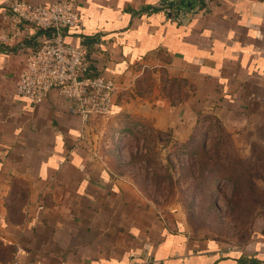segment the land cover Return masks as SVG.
<instances>
[{
    "label": "crops",
    "instance_id": "0c3cea01",
    "mask_svg": "<svg viewBox=\"0 0 264 264\" xmlns=\"http://www.w3.org/2000/svg\"><path fill=\"white\" fill-rule=\"evenodd\" d=\"M75 2L82 24L65 40L85 47L94 72L123 90L146 68L166 69L242 105L241 94L264 81V0ZM5 15L0 0V264H241L193 236L182 211L149 199L96 147L95 119L84 121L72 101L56 90L40 103L16 92L28 49L47 34L30 24L10 31ZM120 95L109 116L177 125L174 104Z\"/></svg>",
    "mask_w": 264,
    "mask_h": 264
},
{
    "label": "rangeland",
    "instance_id": "374dc122",
    "mask_svg": "<svg viewBox=\"0 0 264 264\" xmlns=\"http://www.w3.org/2000/svg\"><path fill=\"white\" fill-rule=\"evenodd\" d=\"M146 69L131 77L129 88L118 86L116 99L124 92L144 104L170 102L177 125L136 126L128 115L95 118L93 143L161 210L182 211L193 236L264 258V81L236 105L200 93L166 69Z\"/></svg>",
    "mask_w": 264,
    "mask_h": 264
},
{
    "label": "built area",
    "instance_id": "2783aa9c",
    "mask_svg": "<svg viewBox=\"0 0 264 264\" xmlns=\"http://www.w3.org/2000/svg\"><path fill=\"white\" fill-rule=\"evenodd\" d=\"M3 2L10 31L18 32L26 24L51 30L37 47L28 49L15 82L16 92L40 103L56 90L76 105L84 121L111 115L119 90L117 80L102 74L87 75L91 62L86 48L65 40L67 29L82 24L75 0H58L48 5L27 0Z\"/></svg>",
    "mask_w": 264,
    "mask_h": 264
},
{
    "label": "trees",
    "instance_id": "16d2710c",
    "mask_svg": "<svg viewBox=\"0 0 264 264\" xmlns=\"http://www.w3.org/2000/svg\"><path fill=\"white\" fill-rule=\"evenodd\" d=\"M41 32L43 34H47V35H50L51 34V30L50 29H40ZM87 58L88 60L91 62L90 60V57H89V52H87ZM87 75H90V76H94V75H97L95 72H94V69L92 67V63H90V67H89V71H88V74ZM241 105V104H240ZM232 176L229 175V178H231ZM239 262L241 264H258L259 262L263 261L264 258L262 257H259L258 255H254V256H239L238 258Z\"/></svg>",
    "mask_w": 264,
    "mask_h": 264
}]
</instances>
